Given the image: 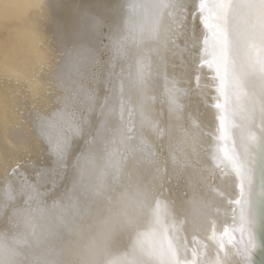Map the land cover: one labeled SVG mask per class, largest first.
Here are the masks:
<instances>
[{"label":"bare ground","instance_id":"obj_1","mask_svg":"<svg viewBox=\"0 0 264 264\" xmlns=\"http://www.w3.org/2000/svg\"><path fill=\"white\" fill-rule=\"evenodd\" d=\"M0 243L264 264V0H0Z\"/></svg>","mask_w":264,"mask_h":264},{"label":"clouds","instance_id":"obj_2","mask_svg":"<svg viewBox=\"0 0 264 264\" xmlns=\"http://www.w3.org/2000/svg\"><path fill=\"white\" fill-rule=\"evenodd\" d=\"M5 251L4 245L0 243V252ZM41 264H58L57 261L42 260Z\"/></svg>","mask_w":264,"mask_h":264},{"label":"snow or ice","instance_id":"obj_3","mask_svg":"<svg viewBox=\"0 0 264 264\" xmlns=\"http://www.w3.org/2000/svg\"><path fill=\"white\" fill-rule=\"evenodd\" d=\"M214 39L217 41V42H220L221 41V35L219 33H215L214 34ZM226 43V42H225Z\"/></svg>","mask_w":264,"mask_h":264}]
</instances>
